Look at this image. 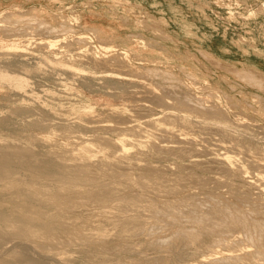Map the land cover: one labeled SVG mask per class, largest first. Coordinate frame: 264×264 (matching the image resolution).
Instances as JSON below:
<instances>
[{"label":"bare ground","instance_id":"bare-ground-1","mask_svg":"<svg viewBox=\"0 0 264 264\" xmlns=\"http://www.w3.org/2000/svg\"><path fill=\"white\" fill-rule=\"evenodd\" d=\"M115 1L118 4H121V6L122 4L129 2L128 0ZM223 2L225 3V1ZM216 3L218 4V2ZM154 4H156V2ZM234 4H236L235 0ZM226 6H228L227 3ZM258 8V10H252L250 12V16L257 15V12H259V14H264V2ZM141 13L143 14L142 11ZM72 14H74V12ZM5 15L6 14H4V16ZM54 15H56V13ZM26 16H29V20H27L29 22L41 21L38 24V30L40 29V25H42L44 31L47 30V33L55 31L53 34H57L58 31H61L62 33L73 32L75 34L74 30L72 29L73 24L71 26L69 19L65 16H61L63 20L59 22V25H47L48 22H44L46 21L45 19H40L41 17L37 10H32L31 12L25 11V13L22 12L20 15L18 13L16 14V12L10 14L8 13L5 19L3 16L0 17V28L6 29V32H8L7 30H10L9 27H11L10 25L8 26V23L11 24L13 22L23 21L24 19H27L25 18ZM147 17L148 20L144 21L145 27H148L147 29L151 27V30L155 26L157 29V34L160 31V25L165 24L167 21L164 17H161V19L150 15ZM74 18L79 20V17ZM71 19L73 20L72 17ZM33 23V26L37 25L35 22ZM124 23H126V20ZM32 24L29 23V25ZM78 25L79 24H77V27L79 28L80 25ZM21 27L22 26L20 24L18 26V30L21 29ZM33 28L31 27L30 31ZM36 28L35 30H37ZM79 29H81V27ZM13 30H15V32L18 31H16V29ZM90 30H92V32L94 31L93 34L96 35V39L97 35H99L98 38H103V32L99 29L93 28ZM161 31L164 30L161 28ZM21 34L24 36L28 35L30 37V33H22L21 31ZM53 34L51 33V35ZM76 34L77 35H74V39L72 41L70 40L69 43L66 41L67 37L64 36L62 39L54 38L55 40H48L46 42L43 41L44 43H39L37 40V44L41 45V47H45V49H50L49 52L47 49L46 51L48 54H53V57L55 55V50L53 51L55 46H60L61 44V47H59L61 51V48H63L62 44L66 43V48L67 46L70 47V45L72 48L77 45V49L79 50L77 54H74L75 58L66 60L64 58L67 56L65 48V50L62 49V53H65L66 56L61 54V57L50 59V62L54 67H56L54 68L55 71L60 68V71L66 70L67 72L71 73V77H73V75L78 77L76 80L79 81L81 86H88L92 89L96 84H101L104 89L106 88L107 90H113V88L116 89L117 86L122 89L129 88L131 85H135V81L131 79L132 77L143 78L146 76V74L151 76H147L148 79H152V76L155 77L160 75H164V77L170 75L177 78L176 74L172 72V69L161 70L153 65V67H151L145 64L136 66L131 64L129 61V53L125 51V49L124 52H120L117 48L118 45H113L114 43L111 44L110 41H107L106 39L99 40L97 44H94L93 38L87 34L82 32H76ZM162 34L163 32L161 35ZM17 35L16 37L19 38L18 36L20 34L18 36ZM33 35L35 36V34ZM94 35L91 36L94 37ZM7 36L11 37V34ZM140 36L141 35H139V38H141ZM165 36L168 37V35ZM142 43L146 46L151 45V43H149V45L148 41H144V39L142 40ZM129 44H131V42H129ZM129 47L131 48L132 46ZM21 48H19V50ZM31 49L33 53V50L35 49L32 48V46L30 47V50ZM70 49L71 48H69V50ZM162 49L160 48L159 50ZM129 50L131 52V49ZM41 51L44 52L42 49ZM200 51V54L203 55V58L205 57L207 60L209 59L218 65L229 66L230 72H234L237 77L243 79V81L245 80V82L248 84H252L256 88L264 90L263 71L252 66L244 65V63H242L243 67H235L225 63L220 57L216 56L209 50L201 49ZM185 53H187V51ZM29 56L32 57V54ZM136 57L134 58L136 59ZM69 58L71 57L69 56ZM188 58L191 59L190 56ZM135 59L133 61H135ZM144 59L139 60L137 57V60L139 61ZM197 59L195 58L196 61H199ZM17 62L18 61H16V63ZM84 63L91 65L92 67L87 68V66L85 67L83 65ZM154 63L156 64L157 62H153L152 64ZM161 63L163 64V62ZM28 64L30 65V63ZM37 64L40 63L37 62ZM158 64L159 63L156 65L158 66ZM200 64L203 67L201 62ZM82 65L86 69L83 68ZM8 66L7 68H9ZM11 66L13 68V65ZM16 66L17 64L15 65V70L20 73V70H17ZM25 66L26 64H24L23 67ZM102 66H105V68L106 66H116L120 69L122 68L121 70H127V72H116L117 70H120L117 68V70L114 68V70L106 69L103 71H98L97 69ZM3 67H1L0 63V82L10 86L11 90L14 91L17 96L25 97L28 93L29 89L27 90V87L29 86L31 80L24 77L26 73H28L26 71V67L24 68L25 71L22 70L23 73L26 72L25 75L23 74L24 76L22 74L19 75V73H11L13 71L15 72V70H11V72L6 71V68L5 70L2 69ZM204 67L206 71V66ZM220 67L221 66H219V69ZM49 69L53 68L49 67ZM179 69L182 70L181 68ZM39 70L40 67L34 68L35 73H38ZM211 70L212 69H210V71ZM30 71L32 72V70H29V72ZM62 71L61 74H63ZM208 71L209 70H207V72ZM226 71L227 70L225 69V72ZM41 73L44 74L42 71ZM144 73L145 76H142ZM33 74L34 73L32 72V76H34ZM46 74L47 73H45V75ZM43 77L45 76L43 75ZM164 77H161L162 80ZM186 77L188 76L186 75L184 77L185 80H188L189 78L186 79ZM62 78L60 77V79ZM73 81H75V78ZM168 81H170V79ZM147 82H143L142 80L138 82L139 84H136L138 87L142 86L144 88L143 92L145 98L142 97V99H140L138 96L134 95L131 97L127 91H124L125 93L129 94L130 97L127 96V99L125 97L127 94H125L124 97L120 96L124 101H126V104L122 105V107L124 106L123 108L119 107L118 105L115 106V104L111 103L105 104L108 106H113L109 117L113 118L114 120H108L107 118H104V120L107 119L106 121L114 123H106L104 120H101L102 118L99 120L97 116H93V118H83V116L78 119L73 117L76 119L74 121L72 120L73 122H70L69 120L70 123L68 124L71 126H75L79 129H84L85 131L92 133V137H89L90 139L88 137L85 139L84 137L78 136L79 141H73V143L71 142L66 145H62V141L60 143L62 146H60L59 142H52L56 145H59L54 149L56 146L54 144L52 149H49V154V150H47V152L45 150L46 154H43V151L40 154L38 153L40 150H37V152L34 150L35 148H32L26 143H18L13 139L0 137V264H72V258L70 256V258H68L66 253L67 251L65 249L62 250L61 248L65 242L73 243L82 241L83 243V240H85L86 244L89 242L91 245L100 246L99 249H101V247L104 248L109 243L113 244L111 241L109 242V238L111 236L113 238L114 236L119 237V239L121 238L120 241H122V238H124V240H130L131 238L136 240V238H142L147 242L150 238H152V236H156L154 233L158 234L156 232H162L163 230L170 232L171 234L168 236L169 238L164 236L166 239L161 237L165 232H162L163 234L161 233V236L160 233L157 235L161 237L159 240L162 238L164 239V241L161 240L164 243L161 245L164 246L166 244L174 251H179L181 246L185 244L195 246L196 249L205 248L209 250L208 252L200 254L198 257L185 264H264V136H256L259 131L258 127L260 126L246 120L244 118L246 117L245 115L243 118L239 117L237 120H235L232 117L231 112L226 108H223L218 101V95H216V93L220 92L221 90H216L217 92L215 94V91L212 92V94H214L213 98L217 96L216 100L208 99L206 101L205 99L207 97L205 99H203L204 97H194L193 95H196L195 92L194 94H191L190 92L182 90V94L178 92L180 95L175 92L170 94L169 92H173L175 89L179 88L177 87L173 90L171 89V86H168L170 90H172L168 92L167 89L165 90V86H162L159 83ZM177 82L180 85V82H183V80H177ZM191 82L192 81L189 83L191 84ZM176 83L174 85H176ZM204 83L208 82L204 81ZM171 84L172 83L170 82V85ZM181 84L183 85L184 83ZM185 84L183 87H185ZM208 84L207 86H209ZM192 85L196 86L195 84ZM133 87L131 88H136ZM138 87L136 88L137 90ZM187 87L188 85H186L185 88ZM204 89L205 88H203V90ZM33 91L35 90L33 89ZM205 92H207V90ZM134 94L138 95L139 92L137 93L136 91ZM106 95H109L115 99L117 94H111V92L108 91ZM224 96L226 95H223V97ZM229 98L227 97L226 99ZM118 99L120 100V98ZM223 100H225V98H223ZM229 100L231 101V98ZM127 102L129 104H127ZM257 102L259 101H256L255 103ZM260 104L263 105L261 102ZM230 106L231 105H229V107ZM233 106L237 105L233 104ZM257 106H259V104ZM13 109H15V107ZM20 110L17 109V111L22 112V109ZM255 111L256 110H254V112ZM19 112L15 113L18 114ZM257 113H259L258 110ZM240 114L241 112H235L234 116H238ZM88 115L89 113L87 116ZM29 116L26 115V117ZM26 117H24V119ZM36 117H38V114ZM246 118H249V116ZM3 119L5 118L0 120ZM32 119H34V117ZM44 120L50 121L51 119L49 120L48 117V119H43V121ZM4 121H2V123ZM41 122L42 121H34L33 124L35 123V125H39ZM54 122L57 125L60 123V121ZM2 123L0 121V124ZM43 125H45L48 129L49 127L53 126L52 124H50L52 126H49V123H43ZM45 126H43V128ZM197 126L203 130H208L209 134L215 133L220 136L219 138H215L211 135L199 139V136H196L195 133ZM125 132H129V134L134 138L125 136ZM0 133L2 132L0 131ZM260 133H263V131H260ZM4 134L5 133L1 135ZM13 137L15 138V136ZM50 137V134L48 136L39 137L38 141L44 144L48 143V145L50 144L51 146L53 144L50 143ZM78 137L76 138L77 140ZM32 139L34 138L32 137ZM48 145H46V147ZM150 156L159 160L161 164H157L155 161L149 159ZM164 162H171V165L168 163L165 164ZM199 171H202V175H199ZM203 172L210 173V175L206 176L203 174ZM195 188H199L201 191H203L205 197H203L201 194L200 195L203 198L199 197L200 190L199 193H197L198 190L196 189V191ZM161 193H168L174 197L163 200L159 198L162 196L160 195ZM164 196L166 195L164 194ZM187 217H190V220L186 222L187 224H184L183 219L185 218L186 220ZM138 241L139 240H137V242ZM117 242L118 240L115 242V244ZM132 242L135 241L132 240ZM156 242H158L157 244H160L159 241ZM115 244L113 246H115ZM126 245L129 246V244ZM161 245L159 247H162ZM122 247L125 246L122 245ZM93 248H95V246ZM163 248L166 249L165 247ZM115 250L117 251V249ZM121 250H123V248ZM130 250H128V252ZM99 252H104V250H99ZM92 254L93 252L91 255ZM107 258L103 259L107 261ZM95 259L92 258L91 260L97 261V259ZM104 260L99 262L101 264H106ZM172 261L168 262V264H173L174 262ZM179 262L178 264H184Z\"/></svg>","mask_w":264,"mask_h":264},{"label":"rangeland","instance_id":"rangeland-1","mask_svg":"<svg viewBox=\"0 0 264 264\" xmlns=\"http://www.w3.org/2000/svg\"><path fill=\"white\" fill-rule=\"evenodd\" d=\"M128 1H129L128 3L122 4V6L123 7L125 6L124 8L127 9L126 10L121 6V4H118L115 0H0V17L3 16L4 19L8 13L10 14V13L16 12V14L18 13L20 15V14H22V12L25 13V11L31 12L32 10H34V11L37 10L40 14V17H41V18L40 17L39 18L41 20L45 19L46 21H44V22H46V23L48 22L47 25H53V26L59 25V22L61 20H63L61 18V16H65L66 18L69 19V23H71V26L73 24L72 29L75 32V34L73 32H70V33H64L63 32L64 35L61 31H58L57 34H53L55 31L47 33L46 32L47 30L45 29L46 31H44L42 25H40V29L38 30V27H39L38 24L41 21H33V22H35V24H37V25L33 26L34 23L32 21H30V22L27 21V20H29V18H28L29 16H26L25 18H27V19H24L23 21L11 23L12 25L14 24L13 26L8 23V26L10 25L11 27H9L10 30H7V31L8 32L13 31L12 33L9 32V34H8V32H6V29L0 28V54L2 55V53L4 52L2 56L0 55V63H1V67H3L5 65L2 69L5 70V68H6V71L11 72V70L12 71L15 70V65L17 64L16 69L20 70V73L17 72L16 70H15V72L13 71L11 73H14V74L19 73V75H21V74L25 75L26 72L23 73V71H25L24 68L26 67V71L28 73H26V75L25 76L23 75V76L28 78L29 80L31 79L29 86H28L29 88L27 87V90L29 89L28 93H27L28 95L26 94L27 97L26 96L25 97L17 96L16 93L11 90L10 86H8L7 84H2L0 82V119L5 118L3 120H0L1 123H2V121L5 120L4 121L5 123L3 122L2 124H0V131L2 132V133H0V137L6 138V139H13L15 142H18V143H26V144L30 145L32 148H35L34 149L35 151L40 150L39 152L37 151L40 154L42 153V151H43V154L44 153L46 154L47 150H49V149L51 150L55 144L52 142H56V143L59 142V144H60L63 141V143H61V144L66 145V144H69L71 142L73 143V141L74 142L79 141L78 136L84 137L85 139L87 137L91 138L92 133L85 131L84 129H79L75 126H71L68 123L76 120L74 118L78 119V118L83 117V116H84L83 118H85V117L86 118H88V117L93 118V116H95V117L97 116L99 120L101 118H102L101 120H104V118H107L108 120H114L113 118L109 117V114L113 109L112 108L113 106H110V105L108 106L105 104L111 103V104H115V106L118 105L119 107H122L123 104H126V101H124L121 97H124V95L127 93H129L131 95V97L134 95V96H138V98H140V99H142V97L145 98V95L143 92L144 88L142 86L138 87L136 85L139 81H142V80H143V82L149 81L147 83H151V82L159 83L162 86H165V90L167 89L168 92L172 91L169 88L170 86L172 87L171 89H173V90L177 87L180 89V86H181V89H180L181 92L179 89H175L173 92H169V93L172 94L175 92L178 94V92H179L180 94H182L183 91H187V92H190L191 94H194V92H195L196 95H193L194 97H197V98H203L204 97L203 99H205L207 97L205 99L206 101L208 99L209 100H213V99L216 100L217 96L215 98H213V95L217 92L216 90H218V91L221 90L220 92L216 93V95H218V101L220 102L221 106L223 108H226L227 110H229L232 114V117L235 120H237V118H239V117L243 118L244 115L246 117L249 116V118H246V117H244V118L246 120L251 121L252 123L258 124L260 126V127H258L259 131L256 134V136H264L263 135L264 134V116H263L264 115V90H261L260 88H256L252 84H248L245 82V80L243 81V79L237 77V75L234 72H232V71L230 72L229 66L218 65L217 63H216L217 65H216L215 62H213L209 59L207 60L205 57L203 58V55L200 54L201 49H206V50L213 52L216 56L220 57L225 63H228L232 66L243 67L242 63H244V65L255 67V68L264 72V14H261V13L259 14V12H257V15L250 16V12L252 10H258L259 9L258 7L261 6V4L264 2V0H235L236 4H234V0H229L230 2L227 0H128ZM223 1H225V3ZM238 1H239L240 6L238 5ZM155 2H156V4H154ZM216 2H218V4ZM226 3L228 6H226ZM13 6H15V7H13ZM70 8H72V9H70ZM117 8H119V9H117ZM141 11L143 12V14L141 13ZM62 12H64V13H62ZM73 12H74V14H72ZM55 13L58 16L54 15ZM4 14H6V15L4 16ZM230 14H231V16H230ZM149 15L156 17L158 19H161V17H164L167 20L165 24L160 25V27L164 31H161L160 27H159L160 31L158 30L160 32V33L158 32V34L161 35V33L163 32L164 36H163V34L161 36H159L157 34V29L155 28V26L152 28L153 30L152 29L150 30L151 27L149 29H147L148 27L147 28L145 27L144 21L148 20L147 16H149ZM71 17L73 18V20L71 19ZM74 17H79V20H76ZM246 18H248V19H246ZM120 19H123V20H120ZM125 20H126V23H124ZM8 22H10V21H8ZM75 22L80 25L81 29H79L80 27L79 28L77 27V24ZM29 23L30 24L33 23V24L29 25ZM20 24L22 26L21 29H23L24 31L21 29L18 30V26ZM138 24H139V26H138ZM142 25H144V26H142ZM16 26H17V28H16ZM30 26L32 28L34 27L33 29H31V31H30V28H31ZM36 26H37V28H36ZM41 26H42L43 32L41 30ZM24 28H26V29H24ZM35 28L37 30H35ZM76 28H78V29H76ZM93 28H97L103 32L102 33V37H103L102 39L103 40L106 39L107 41H110L111 44L114 43L113 45H118L117 48L120 52H124V49H125V51H127L129 53V56H130L129 61L131 64H134L135 66L140 65V64H145V65L151 66V67L156 66L161 70H169V69L171 70L172 69V72L174 74H176L177 78L172 77L170 75L165 76V77H164V75H162V76L160 75L161 77H164V79L162 80V78L160 76H155L157 79L152 76V79L154 80L153 81L151 78H149V79L147 78V76L151 77L150 75L146 74V76H145V73H144V74H142V76H145L143 78H138V77H132L131 78L128 76L129 78H131L135 81V85L133 84V86H135L136 88L138 87V90L135 87H133L132 85L129 88H125L126 90L119 88L118 86H117V88L115 86L116 89L113 88V90L112 89L107 90L106 88H105L106 89L105 90L101 84H96L91 89L88 86H86V87L81 86L79 84V81L76 80V79H78V77H76L74 75H73V77H71L70 75H72V74L67 72L66 70H63V71L61 70L63 73V74H61V71L59 70L60 68H58L56 70L57 71L56 72L54 69L56 67H54L53 64L50 62V59H55L56 57H61L62 56L61 54H63L64 56L67 55L66 57H64L66 60H70L72 58H75L74 54L75 53L77 54L78 50H79V49H77L78 48L77 45H75L73 48L71 45H70V47L67 46V48H66V43L62 44L63 48H61V51L59 48V47H61V44H60V46L57 45L53 49V51L55 50L54 52L56 55V56L54 55V57H53V54H50V53L48 54L50 49L46 48L48 51L47 52L45 47H41V45L37 44L38 41L40 43L43 41L46 42L48 40H55L54 38H56V39L61 38L62 39L64 36L67 37L66 41H68V43H69L70 40L72 41L74 39V35H77L76 32L77 33L82 32V33L87 34L88 36L93 38L94 44H97V42L99 40H102V39L100 37H99L100 39L98 38L99 35H97L98 40L95 38L96 35L93 34L94 31L92 32V30H90ZM13 29H16V31L18 30L17 31L18 35L19 34L20 35L18 36L17 32H15V30H13ZM28 30H29V32H28ZM33 30H35V31H33ZM154 30L156 31V33ZM19 31H20V33H19ZM21 31H22V33L23 32L24 33L26 32L28 34L30 33V37L28 35L27 36L22 35ZM36 31H38V32H36ZM33 32H35V33H33ZM90 32H91V34H90ZM123 32H125V33H123ZM3 33H4V35H3ZM51 33L53 35H51ZM10 34H11V37L7 36ZM33 34H35V36ZM95 34H97V33H95ZM16 35L20 39L17 38ZM37 35H38V37H37ZM91 35H94V37ZM139 35H141L140 37L142 39L139 38ZM165 35H168V37H166ZM12 36H13V38H12ZM20 36H22L23 38ZM133 36H134V38H133ZM170 36H171V38H170ZM172 37H173V39H172ZM7 38H9V39H7ZM166 38H168V39H166ZM143 39H144V41H148V44L151 43L154 50L152 49V46L150 44H149L150 46H146L145 44H143L142 43ZM165 40H167V41H165ZM24 41H27V42H24ZM124 42H126V43H124ZM129 42H131L132 45L129 44ZM107 43H109V42H107ZM21 46L23 49L21 48ZM31 46H32V48L35 49V50H33L35 53L34 52L32 53V49L30 50ZM129 46H132V47L130 48ZM27 47H29V48H27ZM141 47H143V48H141ZM157 47L159 49L160 48L161 49L164 48V49L159 50ZM7 48H8V50H7ZM19 48H21V49L19 50ZM65 48H66V50H65ZM69 48H71V49L69 50ZM36 49H40V50H36ZM41 49L44 52H42ZM62 49L65 50L66 55H65V53H62L63 52ZM129 49H131V52ZM157 50H159V51H157ZM186 51L188 54L185 53ZM5 53H6V55H5ZM18 53H19V55H18ZM23 54H24L25 59L23 57ZM30 54H32V57L29 56ZM139 54H141V55H139ZM191 54H193L195 57ZM69 56L71 58H69ZM133 56L134 57L137 56L139 60L144 59V58L146 60L144 59V60L139 61V60H137V57L135 59ZM187 56L188 57L190 56L191 59L188 58ZM195 58L196 59L200 58V59H197L199 61H196ZM134 59H135V61H138V62L133 61ZM170 59H171V61H170ZM149 60H151V61H149ZM16 61H18V62L20 61L21 63L20 62L16 63ZM22 61H24V62H22ZM37 62L40 64H37ZM149 62H152V63L157 62L159 64L157 66L156 65L157 63L152 64ZM161 62H163L164 65ZM178 62H180V63H178ZM200 62L203 64V67L201 66ZM5 63L7 64V66L10 65V63H11V65H13L14 69L12 68L11 65L8 66L9 68H7ZM28 63H30V65ZM24 64H26L25 67H23ZM34 64L36 65V67H40V70L44 74H42L40 70L38 71L39 74L35 73L34 68H36V67ZM44 64H45V66H44ZM27 65H29V66H27ZM40 65H42V66H40ZM83 65L85 67L87 66V68L92 67L91 65H87L85 63ZM83 65H82V67L85 68ZM32 66H34V67H32ZM168 66H170L171 68ZM204 66H206V71H205ZM215 66H218V67H215ZM219 66H221L223 68L220 67V69H219ZM18 67H19V69H18ZM49 67H52L53 69H49ZM164 67H165V69H164ZM110 68H112V69H110ZM114 68H115V70L120 69L119 67H116V66H112V67L106 66V68H105V66L104 67L102 66L97 70L98 71H103L106 69L114 70ZM179 68H181L182 70H180ZM209 68L212 70L210 71ZM121 69L117 70L116 72H122V71L124 72L125 71V69H123V70H121ZM225 69L228 72L227 71L225 72ZM29 70H32V72L34 73L33 74L34 76H32V72L30 71L31 72L30 73ZM207 70H209L210 72L209 71L207 72ZM125 72H127V70ZM220 72H222V73H220ZM40 73H41V75H40ZM45 73H47V74L45 75ZM65 73H66V75H65ZM181 73H182V75H181ZM36 74H38V75H36ZM183 74H184V76H183ZM43 75L45 77H43ZM186 75L188 76V77H186V79L189 78L188 80H185V78H184ZM29 76H31V77H29ZM202 76H204V77H202ZM225 76H226V78H225ZM235 76H236V78H235ZM39 77H41L42 79ZM60 77L61 78L63 77L64 79L63 78L60 79ZM159 77H160V79H159ZM190 77H192V78H190ZM74 78H75V81H73ZM138 79H142V80H138ZM169 79H170V81H168ZM222 79L223 80L225 79V80L223 81ZM65 80L67 83L65 82ZM177 80L178 81L183 80V82H180V85H179ZM39 81H40V83H39ZM167 81H168V83H167ZM174 81H175V83L177 82L176 85H174L175 84ZM190 81H192L191 84L189 83ZM204 81L208 82L209 84L204 83ZM170 82L172 83L171 85H170ZM38 83H39V85H38ZM181 83H184V84L186 83L185 87H186V85H188V87L187 88L183 87L184 84L182 85ZM42 84H44V85H42ZM192 84H195L196 86H194ZM207 84L209 86H207ZM100 85H101V87H100ZM251 85H252V87H251ZM44 86H45V88H44ZM200 86L201 87L203 86V87L201 88ZM131 87H133L135 89H132ZM196 88L199 91H197ZM203 88H205V89L203 90ZM232 88H233V90H232ZM33 89L35 91H33ZM194 89H195V91H194ZM36 90H37V92H36ZM206 90H207V92H205ZM81 91H83V92H81ZM108 91H110L111 94H117L119 97L116 95L115 99L116 98L117 99L115 100L113 97L106 95L108 93ZM124 91L125 92L127 91V93H125ZM136 91H137V93L139 92L138 95L134 94V93H136ZM78 92H79V94H78ZM123 92H124V94H123ZM212 92H214V94H212ZM198 93H200V94H198ZM129 94H127L125 96L127 99H128L127 96L130 97ZM180 94H178V95H180ZM202 94H203V96H202ZM9 95H12V96H9ZM223 95H226V96L223 97ZM227 97L228 98L230 97L231 101L229 100L230 98L226 99ZM118 98H120V100ZM223 98H225V100H223ZM259 99H261V100H259ZM13 100H15V101H13ZM36 100H38V101H36ZM28 101H29V103H28ZM225 101H226V103H225ZM256 101H259V102L255 103ZM227 102H229V103H227ZM260 102L263 105H261ZM127 104H129V103L127 102ZM233 104L237 105V106H233ZM256 104L257 105L259 104V106L260 105L261 106L259 107ZM229 105H231V106L229 107ZM115 106H114V108H115ZM14 107H15V109H13ZM232 107H234V108H232ZM25 108H26V110H25ZM108 108H109V110H108ZM17 109L18 110L22 109V112L17 111ZM35 109H37V110H35ZM260 109H262L263 112ZM33 110H34V112H33ZM254 110H256L255 111L256 114H255ZM257 110L259 113H257ZM24 111H27V112H24ZM41 111H42V113L44 112L43 113L44 116L41 113ZM15 112H19V113L17 114ZM23 112H24V115H23ZM235 112H238V113L241 112V114L238 116H234ZM29 113H31V114H29ZM88 113H89V115L87 116ZM37 114H38V117H36ZM2 115H3V117H2ZM26 115L29 117H26ZM31 115L34 117V119H32L33 117ZM7 117H9V118H7ZM24 117H26L25 118L26 120L24 119ZM48 117H49V120L51 119L50 121L52 123L48 120L47 121L44 120L45 122L43 121V119H48ZM53 117H55L56 119ZM39 118L40 119L42 118V119L40 120ZM71 118H73V119H71ZM107 119L104 120L106 123L108 122V121H106ZM69 120H70V122H69ZM255 120L257 123L255 122ZM32 121L33 122L34 121L35 122L36 121H42L44 124L49 123V126H52V125L53 126L49 127V129H50L49 130L45 125H43L42 122L40 123L42 125L39 124L42 127L41 128L39 125H35V123L33 124ZM54 121H58V122L60 121V123L57 122L58 123V125H57ZM61 121H64V122H61ZM66 121H67V123H66ZM53 123H55V124H53ZM108 123H114V122H108ZM30 124H32V125H30ZM50 124H52V125H50ZM65 124H67V125H65ZM54 125H56L57 127ZM35 126H38V127H35ZM43 126H45V127L43 128ZM41 129H43V130H41ZM65 129H68V130H65ZM195 131L194 132L196 133V136H199V139H202L203 137H207V136H211V135H212V137L214 136L215 138H219V136H220V135H217L215 133L209 134L208 130H203L202 128H200L198 126L196 127ZM205 131H207V132H205ZM260 131L261 132L263 131V133H260ZM3 133H5V134L1 135ZM52 133H53V135H52ZM125 133H126L125 136H130V138H134L132 135L129 134V132H125ZM49 134L51 136L50 137V141H51L50 143H52L53 145L50 146V144L48 145V143L44 144V143H41L40 141H38L39 137L48 136ZM82 135H84V136H82ZM13 136H15V138ZM37 136H39V137H37ZM76 136L78 137V140L76 139L77 138ZM122 136H124V135H122ZM32 137L35 140L32 139ZM35 137L37 138V140ZM62 137H66V138H62ZM30 139H32V140H30ZM53 140H55V141H53ZM37 141L40 143H38ZM33 143H36V144H33ZM38 144H39V146H38ZM61 144H60V146H62ZM42 145H44V146H42ZM46 145H48L47 147H50V148H47ZM58 145H56L54 147V149ZM45 150H46V152H45ZM50 150L48 151V154H49ZM149 159L155 161L157 164H161L159 160L152 158V156H150ZM164 163L165 164L168 163L171 165V162H164ZM203 174L206 176L210 175V173H206V172L205 173L203 172ZM199 175H202V171H199ZM211 175H213V174H211ZM196 189L197 188H195V190ZM197 190H198L197 193H199L200 189L198 188ZM164 194L166 196H164ZM200 194L203 197H205L204 192L201 190H200L199 195ZM160 195H162V196H160L159 198H161L163 200L166 198L174 197L172 195H169L168 193H163V194L161 193ZM201 195L199 197H201ZM203 197H201V198H203ZM185 218L183 219V221H184V224H187L186 222H188L190 220V217H187L186 220H185ZM162 232L163 233L165 232V233L163 234ZM162 232L158 231V232H156L158 234L154 233V235H156V236H152V238H150L149 241H147L149 243H147L142 238H141L142 240L137 239V238L135 240L134 238L133 239L131 238L133 241H135V242H132L131 239L130 240L129 239L124 240V238H122V241H120L121 238L119 239V237H116V236H114V238H113L111 236L109 238V242L111 241L113 244L109 243L108 245L110 247L107 245L104 248L101 247V249H99L100 246L91 245L89 242L86 244L85 240H83V243H82V241L81 242H79V241L73 242V243L65 242L62 245V247L61 246L60 247L62 248V250L65 249L67 251L66 253H67L68 258H70V257L72 258L71 259V261L73 260L71 262L72 264H92V263H94V264L98 263L99 264L100 263L99 261H103L104 260L103 258H107V257H108L107 261L104 260V262H106V264H118V262H119V264H133V263L134 264H168V262H171L172 260H173L172 262H174L175 264H178L179 261H180L179 263L185 264V263L192 261L196 257H198L200 254L209 251L208 249H205V248L196 249L195 246H191L188 244L182 245L179 251H174L173 249H170L168 247V245H166V244H165L166 246L161 245L163 243L161 240L164 241V239H166V238H164V236L169 238L168 236H170V234H171L170 232H166L165 230H163ZM159 233H160V236H161V233L163 234L161 237H163L164 239L162 238L161 240H159L161 238L160 236H157V235H159ZM117 240H118V242L115 244V242ZM137 240H139V241L137 242ZM151 240H153V241H151ZM156 241H159V242L161 241V242H160V244H157L158 242H156ZM122 242L125 244H123ZM114 244H115V246H113ZM126 244H129V246L132 249ZM154 244H155V246H154ZM84 245H86L87 247ZM116 245H117V247H116ZM122 245L125 247H122ZM132 245H133V247H132ZM135 245H136V247H135ZM160 245L162 247H159ZM94 246H95V248H93ZM96 247H98V248H96ZM128 247H129V249H128ZM163 247H165L167 250L170 249V250H168L169 252L166 249H164ZM61 248H58V249H61ZM109 248H112V249H109ZM122 248H123V250L125 249L124 251L126 253L123 250H121ZM98 249L100 251L104 250V252H99ZM115 249H117V251ZM92 250H94L95 252ZM96 250H98V251H96ZM119 250H120V252H119ZM128 250H130L131 252L130 251L128 252ZM134 251H136V252H134ZM92 252H93V254L91 255ZM87 253H89L90 255ZM101 253H103V254H101ZM169 253H170V255H169ZM95 254L97 255V257ZM92 258H94V259L96 258L97 261L91 260ZM157 258H158V260H157ZM168 260H170V261H168ZM92 261H94V262H92Z\"/></svg>","mask_w":264,"mask_h":264}]
</instances>
